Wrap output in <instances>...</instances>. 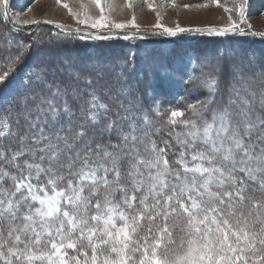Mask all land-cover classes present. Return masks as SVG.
Segmentation results:
<instances>
[{"label": "snow or ice", "instance_id": "6c2138e0", "mask_svg": "<svg viewBox=\"0 0 264 264\" xmlns=\"http://www.w3.org/2000/svg\"><path fill=\"white\" fill-rule=\"evenodd\" d=\"M55 2L85 29H139L135 15L111 21L106 0H81L79 12ZM237 27L230 15L221 29L163 33ZM200 72L209 96L188 116L171 111L167 125L183 128L165 138L160 106L145 107L121 80L70 61L37 65L0 110V264H264V63Z\"/></svg>", "mask_w": 264, "mask_h": 264}, {"label": "trees", "instance_id": "16d2710c", "mask_svg": "<svg viewBox=\"0 0 264 264\" xmlns=\"http://www.w3.org/2000/svg\"><path fill=\"white\" fill-rule=\"evenodd\" d=\"M253 2L257 0H242L243 4L248 5ZM259 6L264 8V0H260ZM3 12V0H0V75L8 73L0 84V92L13 78L24 79L26 71L30 74L42 62L70 61L80 69L94 67L103 73L105 80L112 82L119 79L133 89L145 107L158 104L163 115L157 120L160 125H165L161 132L165 138L170 128L174 127L175 131L183 128L180 124L167 125L166 118L171 111H181L188 116L190 104L209 96L208 90L201 86L198 79L201 67L207 72L209 68L219 66L227 74L233 64H243L246 69L251 67L259 71V66L264 63V32L258 30L246 31L249 34L244 37H229L225 40L209 36L179 44L171 42V48L165 51L158 47L145 48L151 39L148 40V34L144 33L131 34L133 39L123 41L116 39V34L100 35L99 39L66 36V30L44 23L36 26L15 24L13 27L8 10L7 19ZM250 12L251 8L248 14ZM136 36H141L143 41ZM151 37L154 38V35ZM247 39L258 40L262 44H246L243 40ZM51 46L57 48V52L41 50L42 47ZM186 55H190V60L184 64L187 62ZM194 65L198 67L194 68ZM23 88L22 84L14 88L7 103L0 104V110L14 104Z\"/></svg>", "mask_w": 264, "mask_h": 264}, {"label": "rangeland", "instance_id": "374dc122", "mask_svg": "<svg viewBox=\"0 0 264 264\" xmlns=\"http://www.w3.org/2000/svg\"><path fill=\"white\" fill-rule=\"evenodd\" d=\"M68 3L74 11H81L80 2L81 0H64ZM85 4L88 3V0H83ZM107 3H110L113 6V10L109 11L105 8V15L115 23H127L130 22L133 15H135L136 23L139 25L137 28H123L115 29L110 27H104L99 29L88 28L85 29L81 25H77L73 17H71L67 10L63 7L57 6L55 0H9L8 1V12L12 21L19 20L21 23L16 24L17 26H31L35 24L23 25L24 20H38L41 22L48 21L47 24L56 26L63 25V29L58 28L59 30H75L80 28L81 32L88 33H115L118 40H130L134 37L131 35L138 34H148V40L151 39L148 46L145 48L158 47L162 50H169L170 43L176 42L185 43L191 39H200L203 37H221L226 39L230 36H242L239 34V29L244 30V36H247L249 33L246 31L258 30L264 32V8L259 6L260 0L253 2V4H243L242 0H151L155 6V11L149 9L145 0H132L133 7L131 9L125 7L126 0H106ZM219 3V6L216 4ZM207 7H197V5H205ZM243 10V22L239 23L240 9ZM225 8L230 9L231 11L226 12ZM251 8L250 14L248 10ZM90 15L93 17L99 16V11L92 6L90 8ZM231 15L234 21L238 22V27L235 31H230L224 35L208 34L207 31L201 32H184L178 33L176 36H169L166 33H163V27L175 28L177 24L183 28L191 29H209L216 28L221 29L227 27L229 24V16ZM157 16L160 17L159 23L162 27L157 28L154 25L157 24ZM45 23V22H44ZM251 25L249 28L248 26ZM57 28V27H56ZM154 35V38L151 36ZM125 36L128 38L125 39ZM140 41H143L141 36H136ZM104 38V37H102ZM114 39V38H111ZM156 39V40H155ZM122 40V41H123ZM244 43L250 44L253 46L261 45L262 43L258 40H243ZM125 42V41H124ZM43 51L46 52H57V48L51 46V48H43ZM59 51V50H58ZM71 56V55H70ZM190 55H186L185 59L187 64L190 60ZM26 77L24 79L13 78L11 81L6 84L2 91L0 92V104L7 103L9 96H11V91L14 88L19 87L20 84L24 85L29 72L26 71ZM31 73V72H30ZM15 74H13L14 76ZM9 105V104H8Z\"/></svg>", "mask_w": 264, "mask_h": 264}]
</instances>
